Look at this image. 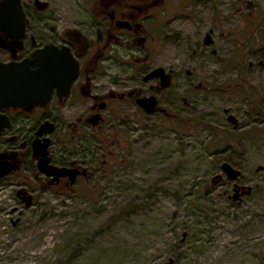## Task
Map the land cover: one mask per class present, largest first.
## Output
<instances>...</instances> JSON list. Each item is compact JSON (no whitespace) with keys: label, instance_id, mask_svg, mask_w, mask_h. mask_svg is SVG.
<instances>
[{"label":"rangeland","instance_id":"374dc122","mask_svg":"<svg viewBox=\"0 0 264 264\" xmlns=\"http://www.w3.org/2000/svg\"><path fill=\"white\" fill-rule=\"evenodd\" d=\"M21 1L97 43L89 0ZM158 2L153 27L148 12L134 41L111 38L63 109L89 176L68 191L24 170L0 181V264H264V0ZM156 68L167 77L144 81ZM130 89L156 112L116 97L88 121L92 97Z\"/></svg>","mask_w":264,"mask_h":264},{"label":"flooded vegetation","instance_id":"af4514ba","mask_svg":"<svg viewBox=\"0 0 264 264\" xmlns=\"http://www.w3.org/2000/svg\"><path fill=\"white\" fill-rule=\"evenodd\" d=\"M158 3V0H153L150 5L145 2L143 4L140 3L139 5L141 6H139L135 0H89V7L88 9L85 8V10L90 16L96 15L100 18L96 23L97 25H95L101 27V30L97 29L96 44L92 40L87 39L85 35L80 33L78 35L74 31L59 32V35L56 32V27L43 23V17L42 19H31L29 12H24V10L25 26L22 37L6 36L0 31V54L7 56L5 58L1 57L0 63L11 64L14 69L20 71L18 74L23 75L25 88L22 93L33 92L36 95L34 98L36 103H25V99L22 98L21 100L24 102L22 105L0 108V123H2L0 129V154L11 157L10 162L14 170L10 174L24 170L34 174L36 177L39 176V185L42 188L62 189L64 191L72 190L79 179L89 176V172L94 169L96 162L90 165L87 160L75 156L72 152V144L75 139V134L72 131L78 130V127H76L77 124L75 122L63 116V109L69 104L76 102L77 97L74 94L78 95L83 83L86 88L89 89L91 87L93 72H98L99 63L104 60L111 38H114V41L117 42V36L123 33L128 36V39L125 38L127 42L129 41L128 43L134 41V38L146 29L144 24L148 19V12L153 16L152 19H155V21L150 22L151 27H153L156 23V14L159 12L157 9ZM21 4L24 8L22 1ZM125 4L128 8H122V5ZM42 10L46 11L47 9L44 7ZM36 21L39 23L34 24L33 22ZM118 21L128 22L129 25L119 28L117 26ZM111 31L115 32L113 36H111L112 34L110 35ZM143 40L144 38H141V41ZM48 46L60 51L67 47L78 62L77 76L71 82L68 90L65 89L66 81L58 79L62 75L63 67L48 62L49 60L54 61L55 58L45 57L46 61H43L44 64L43 62L40 64L33 57L35 52L43 51ZM56 52L51 51L50 54H56ZM65 68L66 72L64 74L68 78L72 72L71 66ZM31 78L36 81L31 82ZM48 78H50L49 81ZM79 79L82 80L81 84H78ZM153 79L157 78L150 80ZM32 85L38 86V88L32 89ZM65 92L67 93L64 94ZM143 96L138 90L130 89L119 94L110 92L106 100L92 97L91 112L87 119L90 122L100 120L101 116L96 114L97 108L101 109L100 104H104L103 109H105L116 97L119 101L129 99L136 104V100ZM140 109L143 111L142 108ZM41 125H45V128L41 134H38V129ZM49 125H52L51 130L47 128ZM61 128L65 130L60 132ZM45 139L48 140L46 148L48 166L77 171L74 181H71L69 174L54 179L53 175L40 171L38 168L39 158H35L32 155V145L38 141L43 143ZM105 156V154L102 155V157ZM106 165L105 159L101 161L103 168ZM23 191L26 192L25 198L28 195L33 197L30 192ZM17 196L21 200L24 198L19 196L18 193Z\"/></svg>","mask_w":264,"mask_h":264},{"label":"water","instance_id":"95a60500","mask_svg":"<svg viewBox=\"0 0 264 264\" xmlns=\"http://www.w3.org/2000/svg\"><path fill=\"white\" fill-rule=\"evenodd\" d=\"M23 7L20 0H0V31H2L6 36H16L22 37L25 26V14L22 11ZM117 25L119 26H128L129 23L125 21H118ZM212 41L210 36L207 35L205 38V43L210 44ZM51 51H57L56 54H50ZM45 52V53H41ZM33 57L42 64L43 61H46L45 57H53L54 61L49 60L50 64H56L57 66L63 67L62 75L58 77L60 81H66L65 89L68 90L71 82L75 79L78 73V62L70 50L65 47L61 51L57 50L54 47L48 46L46 49L40 52H35ZM44 64V62H43ZM67 66H71V74L68 78L65 77V72ZM20 71H17L12 67L11 64H2L0 63V108L22 105V98L25 99V103H36V95L31 93H22L24 87L25 79L23 75L18 74ZM161 78L165 79V71L163 68H156L144 76L143 80L148 81L152 78ZM50 78H48V81ZM34 78H31V82H35ZM32 89L38 88V86L32 85ZM65 92L64 94H66ZM29 99V100H28ZM136 104L143 109L147 114H152L156 111L157 100L154 96H143L136 100ZM100 108H104V104H100ZM45 125H41L38 129V134H41L42 130L45 128ZM2 123H0V129ZM52 125H49L47 128L51 130ZM47 145L48 140L45 139L43 143L34 142L32 145V155L35 158H39L38 168L42 172H46L48 175H53L54 179H57L61 176H66L69 174L71 181H74L77 175V171L67 169V168H56L53 166H48V157H47ZM11 157L5 154H0V180L10 174L14 167L10 162ZM49 167V168H48ZM48 168V170H47ZM234 174V173H233ZM235 175V174H234ZM19 196H25L26 192L22 189L18 190ZM26 199V200H25ZM27 204L32 202V197L30 195L27 198H23Z\"/></svg>","mask_w":264,"mask_h":264},{"label":"trees","instance_id":"16d2710c","mask_svg":"<svg viewBox=\"0 0 264 264\" xmlns=\"http://www.w3.org/2000/svg\"><path fill=\"white\" fill-rule=\"evenodd\" d=\"M135 1H136V3H139L137 1H140V0H135ZM122 8H128V6H126V4H125V5H122Z\"/></svg>","mask_w":264,"mask_h":264}]
</instances>
